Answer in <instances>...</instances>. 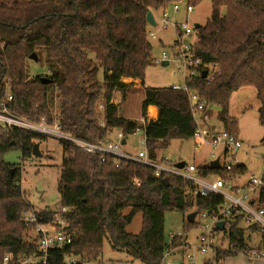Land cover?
Masks as SVG:
<instances>
[{
	"label": "trees",
	"instance_id": "1",
	"mask_svg": "<svg viewBox=\"0 0 264 264\" xmlns=\"http://www.w3.org/2000/svg\"><path fill=\"white\" fill-rule=\"evenodd\" d=\"M179 1L195 7L204 0H0V108L11 93L8 107L14 114L53 123L57 112L63 132L91 141L113 131L123 132L126 141L128 135L144 128L152 158L172 140L192 138L196 123L182 90L144 87L142 116L147 117L150 105L159 109L157 119L145 126L122 117L112 101L115 91L125 98L132 86L125 78L144 82L147 67L155 61L148 38V12H161ZM211 3V18L195 30V53L205 63L218 64V69L213 79L199 76L189 86L200 93L210 114V106L219 107V123L236 136L237 120L229 114L231 96L242 87H254L264 128V0ZM33 53L37 61L44 54L45 74L29 75L28 61ZM44 139L46 136L22 129L8 133L0 125V264L6 254L14 260L39 252L35 225L23 219V213L33 207L22 195L21 166L3 157L18 148L23 158H30L34 144ZM59 141L64 159L58 190L61 205L70 208L66 217L76 234L65 249H51L46 264H69L66 255L76 258L75 264L96 260L106 239L113 249L125 250L135 260L161 264L165 250L186 239L174 238L169 245L165 237L167 211L186 213L195 206L198 215L223 203L216 194H188L187 182L181 177H156L151 167L127 161L116 166L111 156L104 162L98 154ZM199 169L203 175L223 174L208 165L201 164ZM235 172L245 175L247 168L240 165ZM262 195L264 204V192ZM126 208L130 209L128 215L122 213ZM138 213L143 217L142 229L131 234L126 227ZM37 215L39 221L46 222L52 213L44 209ZM240 223L237 217L231 224L230 241L238 240V247L250 249L255 246L252 237L259 240L257 229H243L238 227ZM185 224L188 229L195 221ZM229 255L234 254L217 252L216 261Z\"/></svg>",
	"mask_w": 264,
	"mask_h": 264
},
{
	"label": "built area",
	"instance_id": "2",
	"mask_svg": "<svg viewBox=\"0 0 264 264\" xmlns=\"http://www.w3.org/2000/svg\"><path fill=\"white\" fill-rule=\"evenodd\" d=\"M183 4H185L187 15L193 12L194 6L192 5L183 1L173 3L170 7L161 11V19L156 22V26L149 24L148 38L159 39V31L168 30L169 28L175 30L176 35L172 46L174 54L170 60L177 62L178 68L183 70L184 83L182 85L174 84L172 87L187 93L196 123V129L192 136L195 141V148L202 149L207 146L209 149V159L205 160L203 165L211 166V162L218 159L219 168L216 170H220L224 175L221 173L203 175L199 169V164L195 162L185 163L183 168H178L177 164L181 160L172 161L168 157L158 156V154L154 158L150 157L145 134L146 147H141L137 154L131 155L123 150L127 142L123 144L125 137L121 131L116 133L115 138L107 135L97 141H91L76 138L63 132L57 112H55L53 123H49L44 119L37 122L16 115L8 107V103L13 99L11 93H8L1 102L0 125L8 133L15 129H22L46 137H54L82 151L98 154L104 162L111 156L115 159L116 166L127 161L151 167L156 177H161L164 174L181 177L187 182V193L194 197H208L211 194L221 196L223 203L217 209L203 211L201 214L202 218H210L211 221L200 223L204 232L198 237L199 244L192 246L187 242V239H184L185 241L180 246H169L164 252L161 264H164L167 257L179 253L183 255V260L187 257L190 263L195 264L194 254L196 251L207 253L212 249L217 252H230L249 260L264 263V204L261 202L262 192H264V178L251 174L243 179L244 174L233 173L242 165L236 158L237 151L243 145L242 140L239 136L226 130L220 123L211 120L210 112L206 111L205 100L198 91L189 86V83L195 78L202 77L203 70L208 71L206 77L208 80L213 79L218 64L205 63L196 55L197 37L194 42L188 40L195 35L196 28L189 25L188 21L180 22L172 18L170 10L173 14H178ZM152 27H157L158 30L154 31ZM167 59H169L168 55L163 52L159 61H168ZM100 109H103V105L100 106ZM139 121L145 126L148 118L142 116ZM101 125H105L103 121H101ZM133 182L140 184L137 179H134ZM46 209L52 213L51 218L47 219L46 222L39 221L37 211L34 209L23 213L24 221L35 225V232L39 236V252L33 255H21L14 260L11 259L10 254H6L2 260L3 264H46L51 249L63 250L72 243L76 230L70 227L66 217L70 208L61 205L57 209ZM237 217L241 218L238 227L248 230L249 227L254 226L257 229L259 242L262 246H254L250 249L240 248L238 247V240L230 241L228 231ZM221 221L224 223L223 230H219L217 227V224ZM180 237H185V235L172 234L169 245L172 244L174 238ZM226 241H229L227 246H225ZM65 259L69 264H75L78 261L70 255H66ZM169 264L177 263L173 261Z\"/></svg>",
	"mask_w": 264,
	"mask_h": 264
},
{
	"label": "rangeland",
	"instance_id": "3",
	"mask_svg": "<svg viewBox=\"0 0 264 264\" xmlns=\"http://www.w3.org/2000/svg\"><path fill=\"white\" fill-rule=\"evenodd\" d=\"M172 18L180 22L188 21L189 25L195 24L204 25L212 14L211 0H204L202 3L194 7L192 13L187 15L185 4L181 6V11L178 14H173L170 10ZM157 20L161 19V12H154ZM152 30L157 31V27H152ZM176 32L173 28L158 32L159 39L173 40ZM159 39L149 38L152 44V58L155 60L153 64L146 69L145 83L151 87L172 86L174 84L182 85L184 83L183 70L178 68L177 62L170 60L173 57V47H164ZM196 35L189 38V42H194ZM163 52L168 55V65H163L159 61ZM28 72L31 77L45 74L47 72V63L44 54L40 55L39 61L30 59L28 61ZM102 71L99 72V78L102 79ZM135 93L133 97L130 96V101L135 104L142 98ZM138 104V103H137ZM140 105V104H139ZM261 103L257 98V91L254 87H242L235 91L230 99L229 114L236 118L237 127L236 132L242 140L243 145L237 151V160L247 168V172L243 176H250L251 174L258 177H264V128L259 121V108ZM219 107L210 106L211 120L219 123L217 114ZM222 125V124H221ZM117 131L114 133L115 138ZM127 144L124 151L135 155L141 149L146 147L143 128H139L135 133L128 135L126 138ZM39 144L41 156L33 155L30 158H23L20 149H13L4 154V160L11 164H20L21 177L20 184L22 195L31 204L34 210L41 211L46 208L57 209L61 206V199L58 190L61 169L63 164V148L61 142L54 137H46L44 140L37 141ZM209 149L207 146L202 149L195 148V141L193 138L188 140L174 139L170 142L167 149H158V156L168 157L172 161H184L185 163H197L199 165L209 159ZM197 211V208L190 207L184 213L181 211H167L165 213V237L167 242L171 240V235L180 233L185 235L189 244L198 245L199 235L204 232L200 223H209L210 218L204 219L201 213L196 216L195 224L191 227H186L187 215ZM129 208L122 211L124 215H128ZM185 220V221H184ZM143 217L141 213L136 214L131 222L126 227L131 234H138L142 229ZM186 232V233H185ZM229 241H226L227 246ZM216 250H209L207 253L196 251L194 254L195 264H205L211 262L213 264H224L225 261L231 260L233 256H226L221 258L219 262L216 261ZM182 254H176L165 259L164 264L176 262L177 264H192L189 260H183ZM237 256V255H236ZM235 256V257H236ZM238 257V256H237ZM81 260L80 258H78ZM83 264H146L141 260H135L129 256L125 250H115L111 247L109 239L104 241L101 255L96 260L84 261Z\"/></svg>",
	"mask_w": 264,
	"mask_h": 264
},
{
	"label": "crops",
	"instance_id": "4",
	"mask_svg": "<svg viewBox=\"0 0 264 264\" xmlns=\"http://www.w3.org/2000/svg\"><path fill=\"white\" fill-rule=\"evenodd\" d=\"M155 16V14H154ZM156 19V18H155ZM156 21H159L156 19ZM173 40L171 41L166 39L164 40L163 38H160V42L164 47H172L173 46V41L175 39V37H172ZM124 81L126 83L131 84L132 86L130 88H128L125 98L123 97V94L121 91H115L113 94V102L118 106L119 108V113L122 117L125 118H129L135 121H138L140 124L141 122L139 121V119L142 117V109H141V105L142 102L144 100V87H148V85L144 82H142L141 80H134L132 78H125ZM144 83V85H143ZM137 93L139 98L140 96H142L141 100L139 102H137L136 104L132 101H130V96L133 97V95ZM140 104V105H139ZM159 114V109L157 106L155 105H150L147 109V118L148 121L149 120H156ZM116 131H113L112 133H110L111 137H113L114 133ZM254 237V238H253ZM252 237V241H253V245L255 246H260V242L258 240V238H255V236ZM217 254V253H216ZM229 256H233L231 257V260L225 261L224 264H264L261 261H257V260H249L245 257L242 256H236V255H229ZM236 256V257H235ZM226 257V256H224Z\"/></svg>",
	"mask_w": 264,
	"mask_h": 264
},
{
	"label": "water",
	"instance_id": "5",
	"mask_svg": "<svg viewBox=\"0 0 264 264\" xmlns=\"http://www.w3.org/2000/svg\"><path fill=\"white\" fill-rule=\"evenodd\" d=\"M147 22H148V24H150L151 26H156V22H157V21H156V19H155L154 13H153L152 11H149L148 14H147ZM194 27L197 29V28L200 27V24H195ZM30 59H33L34 61H37V60H38V56H37V54H36V53H33V54L30 56ZM162 64H163V65H168L169 62H168V61H164ZM207 75H208V71H207V70H203V71H202V77H203V78H206ZM42 80H43L44 82H46V83H50V82H51V80H50L49 78H47V77H42ZM125 143H126V141L124 140V141H123V144H125ZM33 155H35V156H41V155H42L38 143L34 144V147H33ZM184 164H185V162H184V161H181V162H179V163L177 164V167H178V168H183V167H184ZM210 167H211L212 169H217V168H219V160L217 159V160L212 161ZM164 182L167 183V182H168V179L165 178V179H164ZM196 216H197V212H196V211H195V212H192V213H189V214L187 215V221L190 222V223H193V222L195 221V219H196ZM217 227H218L219 230H223V229H224V223H223L222 221L219 222V223L217 224Z\"/></svg>",
	"mask_w": 264,
	"mask_h": 264
}]
</instances>
